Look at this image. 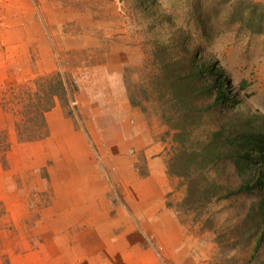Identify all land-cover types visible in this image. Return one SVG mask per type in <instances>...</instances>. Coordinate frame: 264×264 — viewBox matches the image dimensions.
I'll return each instance as SVG.
<instances>
[{
    "label": "rangeland",
    "instance_id": "rangeland-1",
    "mask_svg": "<svg viewBox=\"0 0 264 264\" xmlns=\"http://www.w3.org/2000/svg\"><path fill=\"white\" fill-rule=\"evenodd\" d=\"M252 10L264 18V0H0V104L56 74L73 99L28 143L15 141L23 107L14 118L0 107V264H264V164L228 143L264 133V23L249 29ZM168 61L213 68L227 98L213 87L196 101L193 166L231 190L250 185L205 210L183 211L185 187L167 173Z\"/></svg>",
    "mask_w": 264,
    "mask_h": 264
},
{
    "label": "trees",
    "instance_id": "trees-1",
    "mask_svg": "<svg viewBox=\"0 0 264 264\" xmlns=\"http://www.w3.org/2000/svg\"><path fill=\"white\" fill-rule=\"evenodd\" d=\"M258 14L256 10H252L251 14H248L249 17L247 18L246 25L251 31L261 33L263 31L262 23H264V18L259 17ZM244 19L245 16L242 17V21ZM191 61H194L193 57H191ZM180 64L182 63L172 62L169 64L168 61V63H166V68L169 70V73L168 75L161 74L162 77H160L161 82L164 80L162 84H165L163 95L168 96L170 98L168 102L171 103L166 106V113L170 116L168 120L173 123H178L176 128L178 132L174 136L177 146L173 147V152L167 165V173L172 177L181 179L180 185L185 187V197L181 207L183 211H200L205 210L206 206L213 201H220L234 195L246 193L250 185L249 182H247L238 187L239 189L231 190L223 185L208 180L204 175V172L207 171L205 170V164H203V166H193L192 159L196 156L193 157L194 150L186 143L187 134L189 137V130H187L188 127H186V124H192L195 118L194 115L201 111L200 108H197L196 101L199 100L201 96H208L213 87L217 88L218 91L215 102L218 101L219 104H225L227 98L222 92V83L217 80L220 76L213 68H204V66L199 68L193 66V63H191V65L187 67V72L183 73V70L177 66ZM205 70H207L208 73H203ZM211 77L213 79H211ZM66 83H68V86ZM242 84L243 89H245L246 82H242ZM69 86H71V84L64 75L56 74L48 78L34 81V86H29L25 92L16 93L13 90L11 91V100H8L7 103L5 101V103L9 105L4 104L3 106L0 104V107L10 109L12 116L18 114L17 105L23 107L22 115L24 120H20L22 121L21 124L16 118V122L13 121L16 131L22 127V124L24 125L23 134H21L20 131L18 134L19 136L15 138L17 143L34 142L47 137L48 134L44 133L47 128V114L55 109L58 103H61L65 107L72 105V90ZM73 88L77 90V86L74 83ZM186 113H189V115ZM190 113L193 117L190 116ZM195 119L197 120V118ZM218 135L219 134H217V136ZM2 137H5L3 146L5 145L4 147L10 148L12 142L10 138L6 136ZM228 143H239L238 145H240V147L244 145L243 147L247 151L253 150L254 152L259 149L258 160H260V163L264 164V133L241 132L233 138H229ZM214 155L215 158L212 160V165L217 164L223 157L221 154ZM235 162L237 166L235 175L240 178L242 174L246 173L247 168L241 164H250L253 161L249 154H246L242 156L241 159L237 156ZM262 183H264V181H262ZM257 245H260V243ZM258 249L259 246H256L252 255V260L255 259Z\"/></svg>",
    "mask_w": 264,
    "mask_h": 264
}]
</instances>
